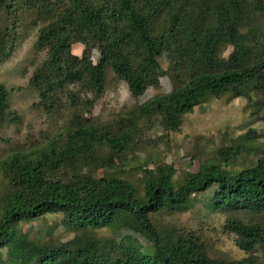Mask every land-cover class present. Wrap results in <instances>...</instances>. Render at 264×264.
Returning a JSON list of instances; mask_svg holds the SVG:
<instances>
[{
	"label": "trees",
	"instance_id": "trees-1",
	"mask_svg": "<svg viewBox=\"0 0 264 264\" xmlns=\"http://www.w3.org/2000/svg\"><path fill=\"white\" fill-rule=\"evenodd\" d=\"M21 11L35 16L32 48L42 54L29 79L37 106L48 115L63 108L67 119L41 147L12 149L0 161V264H261L254 256L212 259L191 234L163 238L151 217L186 209L214 189L211 209L227 214L224 228L236 246L264 251V160L236 173L211 163L180 181L172 165H155L143 171L139 192L127 179L95 174L124 160L137 123L112 134L84 114L104 92L107 68L134 98L146 91L150 71L170 80V92L135 115L169 133L208 96L255 91L264 97V0H0V39L12 38L7 53L14 51ZM77 44L79 56L72 53ZM224 46L232 50L220 58ZM5 122L16 124L18 117L0 84V126ZM234 152L222 155L225 164ZM242 211L258 220L242 224ZM45 215H62L75 239L40 245L20 231ZM117 218L123 223L114 234L123 228L131 235L105 250L97 233Z\"/></svg>",
	"mask_w": 264,
	"mask_h": 264
},
{
	"label": "rangeland",
	"instance_id": "rangeland-1",
	"mask_svg": "<svg viewBox=\"0 0 264 264\" xmlns=\"http://www.w3.org/2000/svg\"><path fill=\"white\" fill-rule=\"evenodd\" d=\"M34 14L19 12L17 36L12 53H7L12 38L2 34L0 39V84L9 93V108L18 117L16 124L5 122L0 126V161L13 150H29L41 147L64 126L67 119L62 108L60 114L48 115L38 106V97L29 85V79L42 60L32 48L35 30L32 27ZM4 25L0 20L1 26ZM10 28V23L7 22ZM83 46L72 48L74 55H80ZM230 46L221 48L219 57L226 58L231 52ZM96 51L91 53L93 64L97 62ZM160 66L166 70L164 58L159 59ZM170 80L150 71L147 75L146 91L134 98L124 81L117 78L110 69H106L104 92L99 96L89 114H84L95 125L111 128L116 134L128 121L137 123L129 152L124 160L115 163L113 168H103L95 174L98 178L119 177L134 184L137 191L142 189L143 171L152 170L155 165H172L177 180L185 173H196L204 166L216 163L230 173H236L252 167L258 160H264V97L255 91L243 96L225 95L221 98L206 97L193 110L185 114L179 130L169 133L158 123L137 120L138 109L155 96L169 93ZM63 106L66 104L64 98ZM228 149L235 151L225 164L223 156ZM1 182V177H0ZM193 204L175 212H161L151 217L157 232L169 240L191 234L203 245L205 253L215 260L238 261L254 256L264 264V251L255 248L251 253L240 250L232 234L224 228L227 214L211 209L214 189L194 197ZM258 217L242 211L239 221L248 225ZM117 218L110 228L98 231L97 237L105 250L120 240L130 236L125 229L114 234L113 229L122 225ZM62 215H45L42 218L24 224L20 231L32 241L43 244L70 242L77 234L66 226ZM143 247H150V241L138 236Z\"/></svg>",
	"mask_w": 264,
	"mask_h": 264
}]
</instances>
